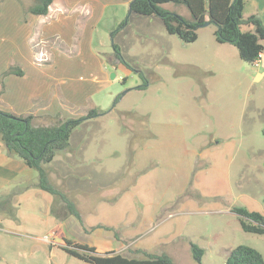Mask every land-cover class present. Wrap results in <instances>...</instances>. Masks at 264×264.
Masks as SVG:
<instances>
[{
	"label": "rangeland",
	"instance_id": "rangeland-1",
	"mask_svg": "<svg viewBox=\"0 0 264 264\" xmlns=\"http://www.w3.org/2000/svg\"><path fill=\"white\" fill-rule=\"evenodd\" d=\"M163 6L191 18L183 4ZM253 11L264 17V0H248L245 16ZM128 17V24L118 29ZM216 30L215 23L203 25L197 40L184 43L167 31L161 17L131 13L125 0H109L93 30L95 48L114 58L107 63L108 86L95 94L97 107L106 113L73 130L71 155L59 151L54 162L45 164L55 183L73 191L70 198L89 214L101 200H117L136 181L132 155L152 120L177 124L194 145L224 144L230 185L208 200L210 206L192 211L184 232L165 246L175 264H225L239 244L264 255V233L245 231L231 210L254 206L264 213V68L243 60L236 46L217 41ZM50 43L45 41L44 48ZM113 43L121 47L129 66L115 58ZM42 46L41 40L34 41L35 55ZM58 167L70 171L65 180L54 173ZM191 241L205 249L201 262L193 257Z\"/></svg>",
	"mask_w": 264,
	"mask_h": 264
},
{
	"label": "crops",
	"instance_id": "crops-1",
	"mask_svg": "<svg viewBox=\"0 0 264 264\" xmlns=\"http://www.w3.org/2000/svg\"><path fill=\"white\" fill-rule=\"evenodd\" d=\"M108 2L53 0L47 14H34L28 10L27 0H2L0 79L4 89L0 109L32 115L33 125L40 126L52 125L58 118L78 117L97 107L95 94L108 86L107 63L114 60L95 48L93 39V30ZM247 5L248 0L244 15ZM37 39L53 41L48 46L52 54L49 61L37 62ZM260 63L264 68V52ZM11 68L21 72L7 73ZM147 133L132 155L137 179L120 198L101 200L89 214L76 202L85 225L66 213L60 199L37 186L39 172L9 153L0 138V195L15 186L23 188L17 203L20 222L6 217L1 220L0 264H92L69 255L59 245L61 241H51L48 234L56 237L53 229L57 225L68 239L94 246L102 255L125 254L132 249L167 253L165 246L184 232L187 216L210 206L208 200L222 195V187L230 185L226 149L220 141L204 147L189 143L186 131L171 122L152 120ZM71 147L65 150L68 156ZM57 156L58 152L51 163ZM69 172L58 167L54 173L65 180ZM48 174L51 182L70 197L73 191L59 187ZM85 227L93 229L87 231Z\"/></svg>",
	"mask_w": 264,
	"mask_h": 264
},
{
	"label": "trees",
	"instance_id": "trees-1",
	"mask_svg": "<svg viewBox=\"0 0 264 264\" xmlns=\"http://www.w3.org/2000/svg\"><path fill=\"white\" fill-rule=\"evenodd\" d=\"M25 1V0H21ZM30 2L29 11L34 14H47L53 0H27ZM185 5L190 11L191 18L173 12L163 5L165 3ZM246 0H130L129 11L141 15H157L163 19L167 31L176 34L184 43L197 40L198 30L205 22L217 25L216 39L220 43H230L239 50L240 57L254 63L264 52V23L257 14L244 15ZM129 22L126 18L118 29L125 27ZM247 26L248 29H243ZM117 29L112 32L115 36ZM115 58L127 66L121 53V47L113 43ZM20 73V70L11 68L7 73ZM140 75L143 76L142 72ZM0 79V93L4 83ZM145 84L140 85L144 88ZM120 96L114 101V106ZM106 113L98 107L89 109L85 114L68 119L58 118L52 125L34 126L32 115H19L0 109V138L5 148L11 154L18 155L29 167L39 172L37 186L52 193L60 199L66 213L76 216L82 223L84 221L76 203L50 180L45 164L55 158L57 152L67 150L71 144L73 130L83 121ZM23 191L22 187H13L0 195V227L5 217L18 218V198ZM240 217L242 228L247 232L264 233V213L259 210L243 206H234L231 209ZM53 212L56 213L53 208ZM59 219L61 215L56 214ZM108 227V226H104ZM87 231L93 228L87 229ZM114 229V228H113ZM115 230V229H114ZM53 232L61 238L59 245L69 254L92 264H175L174 259L167 253L154 254L141 249H132L124 253L100 254L96 247L86 243L68 239L55 226ZM115 233L119 234L117 230ZM193 257L201 262L205 249L195 242H191ZM225 264H264V255L255 247L247 244L237 245L230 253Z\"/></svg>",
	"mask_w": 264,
	"mask_h": 264
},
{
	"label": "built area",
	"instance_id": "built-area-1",
	"mask_svg": "<svg viewBox=\"0 0 264 264\" xmlns=\"http://www.w3.org/2000/svg\"><path fill=\"white\" fill-rule=\"evenodd\" d=\"M42 43H43L42 48L40 50H38L36 52V55H35L36 56V60L39 63L45 62L49 58V52H48L47 49L44 48L45 41H42ZM261 56H262V54L260 55V58L255 61L256 64H259V62L261 60Z\"/></svg>",
	"mask_w": 264,
	"mask_h": 264
},
{
	"label": "water",
	"instance_id": "water-1",
	"mask_svg": "<svg viewBox=\"0 0 264 264\" xmlns=\"http://www.w3.org/2000/svg\"><path fill=\"white\" fill-rule=\"evenodd\" d=\"M210 23V21H207V22H205V24L204 25H208Z\"/></svg>",
	"mask_w": 264,
	"mask_h": 264
}]
</instances>
